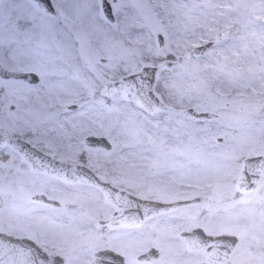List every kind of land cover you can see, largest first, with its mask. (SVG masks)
Segmentation results:
<instances>
[{
  "label": "snow or ice",
  "instance_id": "6c2138e0",
  "mask_svg": "<svg viewBox=\"0 0 264 264\" xmlns=\"http://www.w3.org/2000/svg\"><path fill=\"white\" fill-rule=\"evenodd\" d=\"M0 264H264V0H0Z\"/></svg>",
  "mask_w": 264,
  "mask_h": 264
}]
</instances>
